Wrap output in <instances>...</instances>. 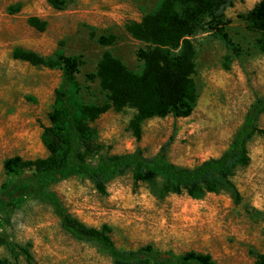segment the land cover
<instances>
[{
    "label": "rangeland",
    "instance_id": "1",
    "mask_svg": "<svg viewBox=\"0 0 264 264\" xmlns=\"http://www.w3.org/2000/svg\"><path fill=\"white\" fill-rule=\"evenodd\" d=\"M163 1L64 0V8L56 11L46 0H0V191L12 180L3 169L7 159L33 161L48 155L42 134L56 109L55 94L71 90L58 58L80 59L76 106L108 104L99 81L89 77L106 51L131 72H141L137 55L145 45L125 27L155 13ZM261 1L241 0L224 14L237 53L206 30L194 37L197 102L188 118L148 120L137 143L129 131L134 112L110 110L90 124L85 159L137 148L152 159L166 146L168 163L191 169L227 151L251 106L264 96V35L246 21ZM31 17L46 24L44 32L28 25ZM102 36H114L116 42L104 48L97 42ZM19 53L37 54L54 66H32L15 59ZM258 127L263 134L247 144L249 164L237 168L230 183L216 179V191L200 199L174 193V183L165 178L136 183L131 172L110 177L106 195L84 176L53 181L48 189L87 227L109 226L120 250L151 246L175 257L208 254L214 264H253L264 255V115ZM14 245L26 248L33 264H111L99 246L62 230L52 210L24 189L0 201V261L27 264L17 248L11 249Z\"/></svg>",
    "mask_w": 264,
    "mask_h": 264
},
{
    "label": "trees",
    "instance_id": "2",
    "mask_svg": "<svg viewBox=\"0 0 264 264\" xmlns=\"http://www.w3.org/2000/svg\"><path fill=\"white\" fill-rule=\"evenodd\" d=\"M46 2L56 11H61L65 5L64 0ZM236 2L241 0H164L155 13L144 16L139 22L128 23L126 32L145 45L137 55L142 69L138 74L133 73L110 51L104 52L96 73L89 77L97 79L101 90L107 94L108 104L102 106H76L73 91L77 88L75 75L80 59L59 57L58 62L71 90L55 94L56 109L49 115L50 125L43 129L42 134L48 155L33 161L19 157L7 159L3 169L12 180L1 188L0 201L7 200L19 190H26L31 198L52 210L62 230L77 241L99 246L111 264H214L210 255L195 252L175 257L161 254L151 246L135 251L120 250L111 237L109 226L103 225L99 229L87 227L65 210L60 198L48 186L60 179L84 176L99 194L106 195V183L110 177L131 172L136 183L165 178L174 183V193L200 199L216 191V179L230 183L233 172L250 162L247 144L255 136L263 134L258 122L264 115V96L257 98L251 106L231 147L220 157L191 169L168 163L166 146L152 159L146 158L140 148L132 153L94 161L86 160L84 152L90 124L110 110L120 113L129 109L134 112L129 131L137 143L142 140V126L148 120L169 115L188 118L197 102L193 79L196 74L194 37L199 31L206 30L219 38L231 52L237 53L226 33L227 23L224 21L226 10ZM246 21L253 31L264 35V1L247 14ZM27 23L38 32H44L46 28V24L35 17L29 18ZM91 37H94L93 33ZM97 42L104 48H110L116 38L102 36ZM262 49L264 51V43ZM14 58L36 67L54 66L53 61H46L34 53H19ZM16 248L27 264H33V257L26 248L11 247L12 250ZM0 264L4 262L0 261ZM253 264H264V255Z\"/></svg>",
    "mask_w": 264,
    "mask_h": 264
}]
</instances>
